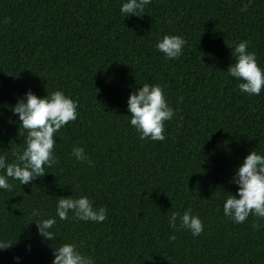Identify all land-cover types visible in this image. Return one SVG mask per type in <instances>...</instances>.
Here are the masks:
<instances>
[{
    "label": "trees",
    "instance_id": "16d2710c",
    "mask_svg": "<svg viewBox=\"0 0 264 264\" xmlns=\"http://www.w3.org/2000/svg\"><path fill=\"white\" fill-rule=\"evenodd\" d=\"M120 3L0 0V154L12 162L24 147L8 107L27 90H63L78 112L55 134L58 162L30 184L0 190V241L13 242L0 264H51V242L29 222L54 215L72 189L107 218L70 213L57 219L55 240L82 244L96 264H264V220L236 224L222 211L243 157L264 152V89L241 94L226 71L228 45L241 40L264 67V0H152L126 18ZM164 34L185 38L177 59L155 48ZM144 83L160 84L175 109L163 141L141 140L129 124L128 95ZM74 146L92 166L75 160ZM189 209L204 224L199 236L169 226L171 213Z\"/></svg>",
    "mask_w": 264,
    "mask_h": 264
},
{
    "label": "clouds",
    "instance_id": "9594fccd",
    "mask_svg": "<svg viewBox=\"0 0 264 264\" xmlns=\"http://www.w3.org/2000/svg\"><path fill=\"white\" fill-rule=\"evenodd\" d=\"M152 0H121L119 12L123 18L133 15L140 17ZM247 5L241 8L245 11ZM7 23V21H5ZM186 40L181 35L164 34L155 44V48L163 53L166 59H177L183 53ZM250 41L241 40L234 46L228 45L234 62L228 67L227 74L234 78L241 94L259 96L264 89V67L249 50ZM183 97L178 98L182 100ZM18 121V137H23L24 147L13 151L14 160L8 161L4 154H0V190L12 191L19 184H30L38 177L46 174L45 167H51L58 162L54 154L56 135L69 121L77 118V102L66 95L63 90L48 92L39 96L31 89L18 96L16 103L8 107ZM127 112L130 116L129 124L134 127L141 140H165V121H170L175 109L166 99L160 84L144 83L131 91L127 98ZM3 113L0 112V116ZM11 122V118H9ZM71 155L75 160L93 165V161L86 155L82 146H74ZM232 183L238 187L236 193L226 192L222 211L226 218L233 223L241 224L251 215L258 220H264V152L251 149L236 167ZM82 221L102 223L107 218V210L103 206L94 207L93 202L86 196H60L55 204L54 215L47 217L34 213L37 234L42 241L51 242L53 259L51 264H96L95 258L84 253L82 244L74 242H57L58 235L55 225L57 219L65 221L70 218ZM169 226L174 230L185 229L194 237L204 230L201 218L186 210L182 214L173 212L169 217ZM259 223H253V228H260ZM60 237V236H59ZM175 240V234L169 235ZM11 241H0V250L12 245ZM30 249V245L27 246ZM19 260L20 257H14Z\"/></svg>",
    "mask_w": 264,
    "mask_h": 264
}]
</instances>
